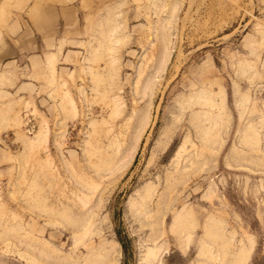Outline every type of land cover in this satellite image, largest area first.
Wrapping results in <instances>:
<instances>
[{
    "label": "rangeland",
    "instance_id": "1",
    "mask_svg": "<svg viewBox=\"0 0 264 264\" xmlns=\"http://www.w3.org/2000/svg\"><path fill=\"white\" fill-rule=\"evenodd\" d=\"M10 51L0 264H264V0H0Z\"/></svg>",
    "mask_w": 264,
    "mask_h": 264
},
{
    "label": "crops",
    "instance_id": "2",
    "mask_svg": "<svg viewBox=\"0 0 264 264\" xmlns=\"http://www.w3.org/2000/svg\"><path fill=\"white\" fill-rule=\"evenodd\" d=\"M36 56H37V54H35L34 52L27 53L26 64H27L28 71H30V69H31L30 65H29V58L34 59ZM22 59H23V53L17 52V51H15V52L10 51L8 53V57L3 56V55L0 56V62H2L0 65V72L4 68V70H3L4 72L6 71L8 73H11V74L17 76V78L15 79V81L13 83L15 88H19L23 84H31V82L28 80V78H25L23 75H21V74H24L21 72L25 71L24 70L25 68L22 65L24 63ZM7 63H8V65L5 66ZM22 94L23 93L21 92L19 94V96Z\"/></svg>",
    "mask_w": 264,
    "mask_h": 264
},
{
    "label": "bare ground",
    "instance_id": "3",
    "mask_svg": "<svg viewBox=\"0 0 264 264\" xmlns=\"http://www.w3.org/2000/svg\"><path fill=\"white\" fill-rule=\"evenodd\" d=\"M146 85H147V84H146ZM145 87H146V86H145ZM146 111H147V110L144 109L141 113H139V114H138V118H139V117H142V118L145 117V116H146ZM148 249H152V248H148Z\"/></svg>",
    "mask_w": 264,
    "mask_h": 264
}]
</instances>
